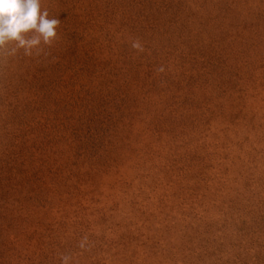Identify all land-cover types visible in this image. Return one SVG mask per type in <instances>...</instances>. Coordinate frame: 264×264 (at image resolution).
Returning <instances> with one entry per match:
<instances>
[{
	"label": "rangeland",
	"instance_id": "374dc122",
	"mask_svg": "<svg viewBox=\"0 0 264 264\" xmlns=\"http://www.w3.org/2000/svg\"><path fill=\"white\" fill-rule=\"evenodd\" d=\"M118 1L42 0V9L58 18L66 8L78 12L72 5L96 4L93 15L105 14ZM130 2L121 0L109 15H137L139 5ZM153 2L150 13L156 10ZM173 2L182 33L177 38V25L162 19L168 14H153L160 17V28L164 22V32L151 40L145 55L150 75L139 71L138 86L132 87L138 114L122 129L127 139L119 143L114 161L71 193L59 187L61 195L47 191L46 201L25 203L39 224L30 240L26 223L31 222L23 221V228L12 198L25 193L7 190L12 194L0 202V258L24 251L40 255L41 264L45 255H69V264H264V0ZM22 49L16 42L0 48L6 65L0 67V155L5 130L29 127L30 114L29 124L44 122L49 108L22 88ZM211 53L218 56L208 59ZM208 67L210 74H203ZM158 73L175 92L152 79ZM45 82L38 80L36 90ZM8 84L11 96L2 92ZM34 98L32 111L21 117ZM7 103L14 109L12 119ZM64 215V227L55 229ZM15 262L13 256L8 264Z\"/></svg>",
	"mask_w": 264,
	"mask_h": 264
},
{
	"label": "trees",
	"instance_id": "16d2710c",
	"mask_svg": "<svg viewBox=\"0 0 264 264\" xmlns=\"http://www.w3.org/2000/svg\"><path fill=\"white\" fill-rule=\"evenodd\" d=\"M120 1L110 3L109 9L105 8L109 12L105 11V14L93 15L96 4L87 8L82 4L78 7L72 5L78 9L72 14L66 8V15L63 13L62 17H58L61 20L57 29L58 39L52 45L40 44L32 50V56L21 54L25 68L22 88L33 91L32 95L39 97L38 101L35 98L28 100L27 106L37 101L39 104H48L49 108L44 122L37 120L34 122L36 125L29 124L30 114L29 120L25 121L30 128L12 127L11 130H5L7 141L0 155V180L5 178L7 183L0 184V202L12 194L9 192L11 188L23 190L25 194L22 197L18 194L12 198L19 222H31L26 223L30 226L29 240L38 235L39 224L29 217L23 205L46 201L47 191L57 196L61 195L63 189L71 193L83 180H89L92 173L113 162L119 143L127 139L122 129L129 127L132 116L138 114L134 103L136 94L132 87L138 86L136 79L139 71H143L147 77L150 75V61L145 55L151 40L154 41L156 35L164 32V22L160 28L157 21L160 17L153 14H168L162 19L167 24L171 22L173 26L177 25V38L182 33L183 29L179 27L182 21L178 24L180 17L175 15L173 0H154L156 10L152 13L148 6L150 0H131L133 5H139L137 15L118 19L109 14L120 5ZM182 18L183 21L186 19ZM197 23V27H201V21ZM119 30L122 32L120 36L117 35ZM125 38L129 41L118 42ZM137 41L143 51L132 47ZM216 56L211 53L207 58ZM144 64L147 67L145 70ZM74 67L75 70H72ZM209 72L210 67L203 74ZM158 75H152V79L157 78V83L166 92L176 91L174 85L166 79L164 82L162 76ZM81 78L86 79L84 83L87 86L79 83ZM41 79H45L47 85L37 91L35 84ZM144 84L145 80H142L139 87L142 88ZM11 87L12 84H8L2 91L3 95L11 96L8 94ZM7 108L6 115L14 117L10 103H7ZM25 111L31 112L32 107L21 111V117L27 118L26 113H23ZM8 122L14 124L11 120ZM5 127L6 124L3 129H7ZM59 187H62L61 191ZM63 218L56 223L55 229L64 227L65 215ZM10 221L18 223L14 219ZM22 226L25 229L24 223ZM52 227L50 231L54 230ZM15 241L17 243L18 239L15 238ZM57 248L59 250L61 246ZM17 252V255H2L0 260L6 259L8 264L15 256L16 264H41L40 255H27L24 251L20 255V251ZM63 256L45 255L43 259H46V264H62Z\"/></svg>",
	"mask_w": 264,
	"mask_h": 264
},
{
	"label": "clouds",
	"instance_id": "9594fccd",
	"mask_svg": "<svg viewBox=\"0 0 264 264\" xmlns=\"http://www.w3.org/2000/svg\"><path fill=\"white\" fill-rule=\"evenodd\" d=\"M61 20L50 17L46 8L42 9V0H0V48L10 42H16L17 48L25 50V56H32V50L41 44L52 45L58 39L57 29ZM36 33L27 38L29 33ZM132 47L143 51L137 41ZM16 49H13L15 54ZM6 66L0 60V67ZM83 243L81 247H83ZM69 257H62V264H69Z\"/></svg>",
	"mask_w": 264,
	"mask_h": 264
}]
</instances>
